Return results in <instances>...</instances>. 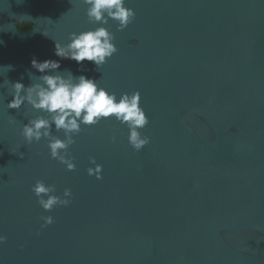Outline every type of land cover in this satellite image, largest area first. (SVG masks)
I'll use <instances>...</instances> for the list:
<instances>
[{"label":"water","instance_id":"95a60500","mask_svg":"<svg viewBox=\"0 0 264 264\" xmlns=\"http://www.w3.org/2000/svg\"><path fill=\"white\" fill-rule=\"evenodd\" d=\"M126 6L125 29L109 21L117 52L96 70L82 63L117 95L139 91L150 142L134 151L126 127L102 120L74 138L67 171L45 140L19 135L34 113L7 109L10 84H30L33 57L59 59L55 40L97 25L79 0H0V264H264V0ZM37 179L56 195L69 188L71 202L43 210Z\"/></svg>","mask_w":264,"mask_h":264},{"label":"clouds","instance_id":"9594fccd","mask_svg":"<svg viewBox=\"0 0 264 264\" xmlns=\"http://www.w3.org/2000/svg\"><path fill=\"white\" fill-rule=\"evenodd\" d=\"M79 3L85 6L84 15L88 22L97 26L69 32L66 43L55 40L53 54L59 59L40 61L33 57L30 66L41 75L36 76L29 71L31 83L27 86L20 80L12 82L11 99L6 105L7 109L17 111L24 106L30 108L34 115L26 117V122L19 127V135L25 144L45 140L49 157L67 171L76 168L75 158L69 151L75 143L74 138L84 127L95 126L102 120L112 119L126 127L127 142L134 151L142 150L150 142V138L141 131L149 121L140 106L139 91L117 95L101 87L97 82L99 79L85 75L89 69L82 63L92 62L96 70L117 52L109 21L116 23L117 31L123 30L132 22L134 10L126 6V0H79ZM64 59L75 61L77 72L81 74L75 75L70 69L60 70V61ZM8 83L5 80L0 87ZM8 122L15 124L17 120L10 115ZM54 133H62V138ZM111 139L115 142L116 138L113 136ZM19 148L17 146L11 151L23 158ZM89 163L93 166L86 169L87 174L101 179L102 165L94 157H89ZM31 191L39 206L48 212L71 202L69 188L63 190L62 196L56 195L55 185L40 179L31 186ZM40 219L43 221L41 227L53 223L51 215L41 216ZM5 239L0 235V243Z\"/></svg>","mask_w":264,"mask_h":264},{"label":"trees","instance_id":"16d2710c","mask_svg":"<svg viewBox=\"0 0 264 264\" xmlns=\"http://www.w3.org/2000/svg\"><path fill=\"white\" fill-rule=\"evenodd\" d=\"M18 26L21 30H28L31 25L29 23H23V24H19Z\"/></svg>","mask_w":264,"mask_h":264}]
</instances>
